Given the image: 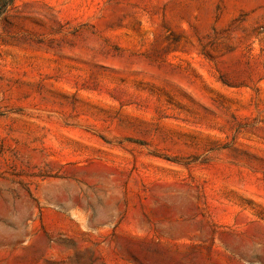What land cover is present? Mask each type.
Masks as SVG:
<instances>
[{
  "label": "rangeland",
  "instance_id": "rangeland-1",
  "mask_svg": "<svg viewBox=\"0 0 264 264\" xmlns=\"http://www.w3.org/2000/svg\"><path fill=\"white\" fill-rule=\"evenodd\" d=\"M0 264H264V0H14Z\"/></svg>",
  "mask_w": 264,
  "mask_h": 264
},
{
  "label": "trees",
  "instance_id": "trees-1",
  "mask_svg": "<svg viewBox=\"0 0 264 264\" xmlns=\"http://www.w3.org/2000/svg\"><path fill=\"white\" fill-rule=\"evenodd\" d=\"M14 0H0V18L6 11L7 7L13 3Z\"/></svg>",
  "mask_w": 264,
  "mask_h": 264
}]
</instances>
